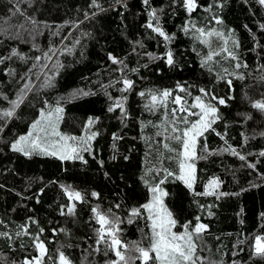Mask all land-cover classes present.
Here are the masks:
<instances>
[{
	"label": "trees",
	"instance_id": "16d2710c",
	"mask_svg": "<svg viewBox=\"0 0 264 264\" xmlns=\"http://www.w3.org/2000/svg\"><path fill=\"white\" fill-rule=\"evenodd\" d=\"M222 2L224 7L214 8L213 12L223 18L225 30H234L239 41L240 60L248 65L247 69H240L246 78H233L231 91L224 81L217 80L221 67L230 65L222 61L214 66L213 71L201 67V56L208 49L179 30L178 26L184 24L188 17L180 8L173 10L171 0H152V4L157 9H164V27L169 33L176 34V39L169 45L175 53L174 67H168L161 60L152 61L145 55L148 52L162 54L165 46L142 27L147 17L141 0H124L127 8L116 4L115 0H99L105 9L103 12L89 8L90 0H36L28 9L42 24L50 26V29L42 28L43 34L37 36L34 42L43 50L50 46H67L71 52L58 57L63 67L55 76L54 86L41 90L38 96L33 93L28 95L25 104L18 110V118L9 122L2 139L10 140L26 132L28 124L37 116L43 99L51 104L61 101L64 108L59 125L61 132L85 135L84 125L92 117L94 120L98 118L91 127V131L98 135L91 141V153H84L87 164L62 162L49 156L29 159L9 151L0 142V185H3L0 187V220L4 221L0 231L13 234L12 241L0 238V264H11L12 261L18 264L25 256L34 254L29 237H15L19 226L29 222V217L37 221L30 225L29 231L35 234L43 228L41 239L47 243L51 253L55 254L56 249L63 245V251L73 264H105L106 259L111 258L110 255L104 256L103 251L91 255L86 251L89 245L94 244V228L98 227L92 220L91 208L97 205L104 211L112 208L121 217H126L130 209L147 201L148 189L140 177L148 166L145 153L149 149L145 137H154L156 129L150 125L142 127V123L158 121L159 113L152 115L145 111L143 105L146 100L137 93L172 89L177 82L191 85L193 95H199V88H206L217 96L225 97L227 102L219 106L221 119L213 125L215 131L206 132L200 140L197 155L206 158L195 161L197 180L193 189L169 178L163 185L168 192L165 205L180 223H195V217L199 215L202 222L209 226L205 241L217 258L222 257L224 264H232L233 259L241 264H264L259 260H249L247 244L241 246L245 248L244 252L236 257L232 255L233 245L238 239L247 240L264 231V156L259 155L264 152V135H261L264 133V114L253 109L249 102L250 99H260L264 93V83L254 79L259 75V66L264 65V31L260 29V25H264V7L256 0H248L247 3L245 0ZM199 3L201 8L193 13V19L200 26H213L209 24L211 14L205 13L203 8L214 4L215 0H199ZM7 9V0H0V16L7 18L10 15ZM85 11L89 14L97 12V15L85 20ZM66 21L83 22L79 23V27L66 26L60 30L59 36H53L57 26ZM11 22L19 23L22 19L16 17ZM6 27L0 25V28ZM69 33V39L62 41L61 37ZM83 33L90 35L83 36ZM10 34L0 30V57L9 56L13 48L29 58L40 54L32 47L31 37L25 35L21 41L9 38ZM74 39H80L81 43L73 47ZM137 41L143 44L142 48ZM109 53L124 61L127 77L135 81L134 90L126 94L129 117L123 121L119 109L108 111L110 101L102 87L120 78L117 70L120 65L109 60ZM145 64L148 67H144ZM31 65V59L25 63L17 57L0 64V93L14 99L25 82L20 80V76L27 73ZM134 68L139 71L133 72ZM12 69L15 76L8 75ZM119 87H108L107 92L119 97ZM76 89L90 90L95 95L72 99L71 94ZM229 96L232 98L228 99ZM7 106V101L0 102V107ZM240 114H248L251 119H245ZM114 135L119 139H114ZM205 142L207 153L202 152ZM229 146L244 155L246 160L242 161L231 151H225ZM125 157L128 159L125 160ZM99 161H103V166ZM249 164H254L255 168L249 167ZM164 167L174 170L177 165L175 161H165ZM211 178L220 181L217 194L227 195H221L219 199L216 195H195L204 191ZM60 185H71L84 194L85 201L77 203L75 216L60 215V206L67 203ZM93 191L99 193V199L91 196ZM117 203L120 204L118 210L114 207ZM208 205H212L211 216L208 215ZM121 227L125 240H137L145 221L140 219L133 224L124 223ZM53 229L66 231H58L54 235ZM217 248H220L219 252Z\"/></svg>",
	"mask_w": 264,
	"mask_h": 264
},
{
	"label": "snow or ice",
	"instance_id": "6c2138e0",
	"mask_svg": "<svg viewBox=\"0 0 264 264\" xmlns=\"http://www.w3.org/2000/svg\"><path fill=\"white\" fill-rule=\"evenodd\" d=\"M35 2L36 0H7V11L10 15L7 18L0 16V25H7L6 28H0V30L5 33L10 32L9 38L15 40L23 41L25 35L31 37L32 47L40 52L39 55L29 58L13 48L9 56L0 57V64L12 57H17L25 63L29 59L32 60V65L27 73L20 76V80L25 82L16 92L15 98L11 99L0 93V102H8L7 107H0V142H3L9 151L29 159L34 156H49L62 162L80 161L87 164L88 161L85 159L84 153H91V141L98 135L97 132L91 131V127L98 121V118L96 120L92 117L88 118L84 125L85 135L65 134L59 130L64 112L60 100L51 104L47 99H43L42 106L37 109V116L28 124L26 132L17 134L10 140L2 139L9 127V122L18 118V110L25 104L28 95L33 93L38 96L41 90L54 86L55 76L59 75V70L63 67V64L59 63L58 57L71 52V48L67 46L64 48L50 46L47 50H43L34 42L37 36L43 34L42 28L50 29L48 24H42L29 13L28 9L32 8ZM247 2L248 0H245V3ZM256 2L264 7V0H256ZM115 3L127 8L124 0H115ZM141 3L147 17L142 27L149 30L154 37L159 38L165 46V51L162 54L148 52L145 55L152 61L161 60L168 67H174L176 65L175 53L169 45L176 39V34L169 33L164 27L162 20L164 9L153 7L152 0H141ZM170 7L173 10L182 9L188 17L184 24L178 26L179 30L184 35L191 36L197 44L208 49L206 54L201 56L202 68L213 71L214 66L221 64L222 61L228 63L230 67L222 66L221 71L217 73V80L224 81L230 91L233 78L239 80L246 78L240 69H247L248 65L240 60L239 41L235 38L234 30H225L223 18L213 12L214 8L222 9L224 7L222 0H215L214 4L203 8L205 13L211 14L209 24L213 26H200L193 19V13L201 8L199 0H171ZM89 8H95L99 12L105 11L99 0H90ZM96 15L97 12L91 14L87 11L84 12L85 20ZM16 17L21 18L22 22L12 23L11 21ZM79 23L66 21L65 24L57 26V30L52 32V35L59 36L62 28L66 26L79 27ZM260 29L264 31V25H260ZM82 35L90 34L83 33ZM70 36L71 33L61 39L62 41L68 40ZM253 39L255 40L254 34ZM72 43L74 47L80 44L81 40L74 39ZM136 43L139 47H143L139 41ZM193 51H196V48H193ZM197 54L199 55V52ZM109 60L113 64L120 65L117 69L120 72V78L112 81L109 85L102 86L110 101L108 111L115 112L119 109L122 121L127 120L129 113L126 107L128 99L126 94L134 90L135 81L127 77L126 65L123 60L111 53H109ZM144 67H148V65L145 64ZM132 71L138 72L139 69L134 68ZM257 71L259 75L254 79L264 83V65L259 66ZM8 75L15 76V70H9ZM116 85H120L117 89L121 94L119 97H113L107 92L108 87ZM191 87V85L185 86L177 82L175 88L172 89H155L137 93L139 97L146 100L143 105L145 111L152 115L159 113L158 121L142 123V127L150 125L156 129L154 137H145L149 149L145 153L148 166L140 177L147 187L149 195L146 202L130 209L126 217H121L112 208L107 211L102 210L99 205L91 208L92 220L98 227L94 228V244L89 245V249L86 251L89 255L98 254L101 251L106 257L110 255L111 258L106 259L105 264H224L222 257L217 258L205 241V234L208 233L209 226L202 222L201 217L197 215L195 223L192 221L180 223L164 202L168 192L165 191L163 185L169 178L181 181L188 189H193L197 180L195 161L206 158L204 155H197L200 140L206 132L215 131L213 125L221 119L219 106L226 105L227 102L225 97L217 96L212 90L206 88H199V95H193L190 91ZM91 95H95V93L90 90L76 89L71 94V98L83 99ZM231 98L228 97V99ZM249 102L253 109L264 114V93L261 94L260 99H250ZM240 115H243L245 119H251L248 114ZM217 135L221 134L217 133ZM221 138L223 139V136ZM114 139H119V137L114 135ZM225 151H231L242 161L246 160L244 155H240L231 146ZM153 152H155L154 156ZM202 152H208L206 142ZM259 155L264 156V152ZM112 158L115 159V157ZM127 159L128 157H125V160ZM165 161H175L176 169L164 167ZM99 163L103 166V161H99ZM248 166L255 168L254 164ZM219 186V179L211 178L205 184L204 191L195 193V195H216L219 199V196L227 195L226 193L217 194L216 190ZM60 187L67 198V203L60 206V215L75 216L77 203L85 201L84 194L71 185H60ZM40 191L42 193L43 189ZM91 196L99 199V193L96 191H93ZM114 207L118 210L120 204L117 203ZM211 207L212 205L207 206L209 216L212 215ZM140 219L145 221V227L140 229V238L125 240L123 238L124 229L121 225L124 223L133 224ZM28 221L19 226L15 237H29L34 254L25 256L18 264H73L71 258L63 251V245L56 249L55 254L51 253L47 243L41 239L44 229L39 228L38 232L33 234L29 228L37 221L32 217H29ZM3 224L4 221L0 220V225ZM58 231L66 230L53 229V234H57ZM0 238L12 241L13 234L9 231H0ZM245 244H247L250 261L264 262V231L252 235L247 240L238 239L233 245V257L245 251V248L241 247ZM216 251L219 252L220 248H217ZM11 264H17V262L12 261ZM232 264H241V262L233 259Z\"/></svg>",
	"mask_w": 264,
	"mask_h": 264
}]
</instances>
